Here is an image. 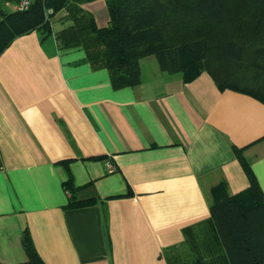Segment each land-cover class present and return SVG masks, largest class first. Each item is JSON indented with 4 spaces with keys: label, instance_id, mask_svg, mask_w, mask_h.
<instances>
[{
    "label": "crops",
    "instance_id": "0c3cea01",
    "mask_svg": "<svg viewBox=\"0 0 264 264\" xmlns=\"http://www.w3.org/2000/svg\"><path fill=\"white\" fill-rule=\"evenodd\" d=\"M80 7L106 25L105 0ZM138 65L139 83L114 89L80 47L37 30L0 53L1 264L26 260L24 229L44 264H166L183 228L208 217L211 186H248L232 148L264 197V104L204 71L184 82L151 55ZM67 180L94 202L64 208Z\"/></svg>",
    "mask_w": 264,
    "mask_h": 264
},
{
    "label": "trees",
    "instance_id": "16d2710c",
    "mask_svg": "<svg viewBox=\"0 0 264 264\" xmlns=\"http://www.w3.org/2000/svg\"><path fill=\"white\" fill-rule=\"evenodd\" d=\"M83 1L89 0H32L21 11L0 1V53L37 30L41 39L52 34L59 49L80 47L92 68L108 71L114 89L137 85L138 61L151 55L160 71L180 73L184 82L204 71L218 90L264 104V0H105L102 27ZM57 13L62 26L53 32ZM232 150L248 186L233 195L222 182L211 186L208 217L183 228V243L163 252L166 264H264V197L240 149ZM63 187L64 208L94 202L78 200L69 180ZM21 243L26 260L18 264H44L26 229Z\"/></svg>",
    "mask_w": 264,
    "mask_h": 264
},
{
    "label": "built area",
    "instance_id": "2783aa9c",
    "mask_svg": "<svg viewBox=\"0 0 264 264\" xmlns=\"http://www.w3.org/2000/svg\"><path fill=\"white\" fill-rule=\"evenodd\" d=\"M32 2V0H15L12 5H8L7 2H4V6H9L11 10L21 11L25 10L29 4ZM51 10L46 9L44 15L45 17L50 14ZM106 170L107 172H112L114 170L113 166L110 163L106 164Z\"/></svg>",
    "mask_w": 264,
    "mask_h": 264
},
{
    "label": "rangeland",
    "instance_id": "374dc122",
    "mask_svg": "<svg viewBox=\"0 0 264 264\" xmlns=\"http://www.w3.org/2000/svg\"><path fill=\"white\" fill-rule=\"evenodd\" d=\"M1 2H3V0ZM2 7H4L6 10H10V7H8V6L2 5ZM59 14L57 13L56 15H54L53 17L50 18V23H51L52 30H56V29H58V28H60L62 26V24L58 20Z\"/></svg>",
    "mask_w": 264,
    "mask_h": 264
}]
</instances>
